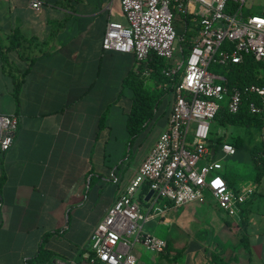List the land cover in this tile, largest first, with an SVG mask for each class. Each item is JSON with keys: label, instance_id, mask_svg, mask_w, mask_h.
<instances>
[{"label": "crops", "instance_id": "crops-1", "mask_svg": "<svg viewBox=\"0 0 264 264\" xmlns=\"http://www.w3.org/2000/svg\"><path fill=\"white\" fill-rule=\"evenodd\" d=\"M33 1L0 0V115L18 120L14 142L0 157V178L5 176L0 187V264H28L48 233L53 234L45 246L52 257L44 264H90L93 231L135 177L166 129L169 114L123 183L115 184L116 169L110 172L106 164L110 140L105 139L101 159L110 176L102 181L113 188L106 190L100 183L96 203L87 205L100 136L114 130L115 107L127 129L131 73L145 79L146 68L139 70L135 53L103 48L108 23L127 24L121 0H41L39 8ZM18 80L17 105L13 92ZM251 185L256 184H241ZM259 196H250L240 222L220 207H208V197L184 207L169 203L159 220L180 209L170 224L183 229L173 234L170 226H145L146 232L166 239L167 247L157 252L137 242L139 264H264V219L260 223L252 206ZM200 214L206 217L207 233L198 235L191 225ZM214 252L219 258L213 263Z\"/></svg>", "mask_w": 264, "mask_h": 264}, {"label": "built area", "instance_id": "built-area-1", "mask_svg": "<svg viewBox=\"0 0 264 264\" xmlns=\"http://www.w3.org/2000/svg\"><path fill=\"white\" fill-rule=\"evenodd\" d=\"M231 1L238 6L232 7ZM246 1L121 0L127 24L109 22L103 48L135 53L139 61L156 52L174 63L164 73L176 83L166 129L91 235L90 264H139L134 252L137 242L163 251L167 240L146 232L145 226L163 217L169 203L181 207L210 194L225 213L240 222L253 188H234L228 182L222 158L235 155L237 148L225 142L221 156L216 157L211 133L222 98L226 96L230 110L237 112L241 93L238 88L230 92L220 82L224 78L210 67L240 61L245 53L264 59V13H246ZM32 5L39 8L42 1L34 0ZM181 13L187 18L185 23H197L198 34L188 53L178 58L182 47L176 43V17ZM226 41L233 44L230 49L223 47ZM143 74L147 85L153 82L147 69ZM251 90L264 98V87L252 85ZM252 108L260 110L254 103ZM17 128L16 117L0 115V157L12 146Z\"/></svg>", "mask_w": 264, "mask_h": 264}, {"label": "trees", "instance_id": "trees-1", "mask_svg": "<svg viewBox=\"0 0 264 264\" xmlns=\"http://www.w3.org/2000/svg\"><path fill=\"white\" fill-rule=\"evenodd\" d=\"M232 7L238 6V3L231 1ZM190 17V16H189ZM185 14H179V18H176V24L179 31V36L188 30L191 23H185ZM180 24L182 27H179ZM197 27V23L192 25ZM182 29L183 31L181 32ZM15 36L21 40V35L17 30ZM22 41V40H21ZM194 41H188L184 38L179 40V45L182 47V51H179L180 55L184 57L186 55V48L192 46ZM231 42H224L223 47L230 49L232 47ZM174 63L159 56L156 52H151L147 60L140 61L139 70L147 69L151 78L153 79V87L150 88L146 84V80L140 78L135 72L131 73L130 86L133 89L132 105L127 116V131L131 139L139 137L147 128L149 123L155 118L160 104L165 96L174 90L176 81L166 76L164 70L173 66ZM211 71L217 75L222 76L220 82H222L231 92L234 88H238L241 93V105L237 112L230 110L227 103L221 104L218 113L214 118V122L223 127L230 125L242 126L247 128L256 127L259 129L264 128V98L255 91L251 90L252 85L264 87V59H257L253 54L245 53L240 61L230 60L224 64L214 63L210 67ZM22 81L18 80L14 86V97L16 103H19V93ZM162 88V92H157ZM252 103L256 105L260 110H253ZM101 118V126L105 123V117ZM212 144L216 151V157L221 156V146L225 142L232 143L237 151L244 147L245 137L242 135H236L231 141L224 140L223 137H217L213 139L211 137ZM252 159L254 167L256 169V180L261 181L264 177V141L257 143L251 149ZM5 176L0 178V187L3 184ZM229 182V181H228ZM230 183V182H229ZM232 185V183H230ZM147 187H144V192ZM141 201L145 200L141 197ZM53 233H48L44 236L43 243L41 244L38 253L28 260V264H44L48 262L52 257V252L45 246V241ZM219 258L218 253H213L211 256L212 262H216Z\"/></svg>", "mask_w": 264, "mask_h": 264}, {"label": "rangeland", "instance_id": "rangeland-1", "mask_svg": "<svg viewBox=\"0 0 264 264\" xmlns=\"http://www.w3.org/2000/svg\"><path fill=\"white\" fill-rule=\"evenodd\" d=\"M197 9L200 11V5H197ZM244 11L246 13H252V14H263L264 13V0H247L244 6ZM179 18V15H177ZM176 17V18H177ZM179 27H182L180 24ZM181 32L183 31L180 29ZM197 29L196 27L189 25L188 30L183 33L181 36L177 39V45L179 44V40L181 38H184L186 42L188 41H194L197 37ZM188 53V47L186 48V54ZM16 59L19 61L17 56L15 55ZM178 58H180V53L177 55ZM15 60V59H14ZM16 63V62H15ZM185 69V64H183L182 69ZM151 84V85H150ZM148 87H153V82H149L147 85ZM157 92H162V88L158 89ZM172 97L173 93L169 92L165 98L162 100L159 110L157 111V114L155 118L149 123L146 130L137 138L131 139L129 137L128 131L126 129L125 123L123 122V118L121 117L122 111L119 107H115L117 114V121L114 130L112 131L111 135H107L106 132H103V135L100 136L99 140V152L98 155L100 156L99 159H95V168L93 169V181L89 180L88 184H91L92 186V192L90 193V198L86 202L87 205L96 203V194L95 189L96 187L102 183L103 187L107 190V187H109L110 191L113 188L112 184L109 186L105 184L102 181V178L110 176V172L113 171V169H116V174L119 177V180H116L115 184L123 183L128 179L129 174L133 172V170L136 168V166L141 162L144 155L148 151V149L153 144L154 139L158 135L159 131L162 129L163 123L165 122V119L167 118L171 103H172ZM127 102V101H126ZM125 102V103H126ZM228 98L224 96L222 98V103H227ZM126 109L128 108V104H125ZM114 107L112 108L111 112L113 111ZM264 134V128L259 129L256 127L247 128L242 126H236V125H230L227 127L219 126L215 122L212 124V133L211 137L213 139L217 137H223L224 140L231 141L232 138L236 135H242L245 137V145L243 148L239 149L237 153L233 156H225L222 158V163L224 164L223 168V174L227 178V180L232 183V186L234 188H242L241 184H248V183H255L256 185L253 186L254 192L250 195L253 197L255 193H257L259 198L253 202L252 206L253 209L257 212V218L259 219L260 223L262 222V219H264V177L261 181L256 180V169L254 167L251 149L254 145L257 143H261L262 136ZM109 138L110 143L108 145V151H110V159L108 162H106L107 165L110 166V172L108 171V167H104V163L101 159V155L103 153V143L105 139ZM118 160L120 161L118 163ZM99 162V166L96 164ZM119 164V167H118ZM100 173V175L98 174ZM99 177L101 180H99ZM91 181V182H90ZM256 186V187H255ZM117 190V189H116ZM118 192V191H117ZM86 193H88V189H86ZM118 194V193H117ZM206 197L209 198L211 201L210 204H208L210 208L213 210H218V204H215V199L210 194H206ZM136 198L141 201L140 196L138 198V195ZM250 198V197H249ZM214 201H213V200ZM186 206V205H184ZM181 206V207H184ZM168 212V211H166ZM180 212V209H174L172 213L173 216H168L164 222L161 223V220L156 219L152 220L150 223L148 222L146 224V228L149 224L151 225H157L161 226L164 229L170 228L171 232L177 233L179 229H183L179 225H171V219H175L177 214ZM69 217V216H68ZM71 217V231L74 229V216ZM91 218V217H90ZM197 223L191 225V229L195 230L198 235L205 234L206 232V217L202 214L197 216ZM160 223V224H159ZM170 224V225H169ZM156 228V227H154ZM244 233H242L243 235ZM244 234L243 236H245Z\"/></svg>", "mask_w": 264, "mask_h": 264}, {"label": "water", "instance_id": "water-1", "mask_svg": "<svg viewBox=\"0 0 264 264\" xmlns=\"http://www.w3.org/2000/svg\"><path fill=\"white\" fill-rule=\"evenodd\" d=\"M152 194H153V190H151V191L149 192L148 196L146 197V200H148Z\"/></svg>", "mask_w": 264, "mask_h": 264}]
</instances>
